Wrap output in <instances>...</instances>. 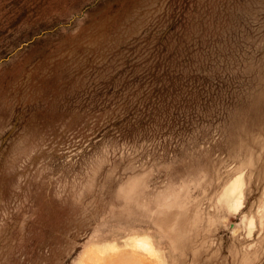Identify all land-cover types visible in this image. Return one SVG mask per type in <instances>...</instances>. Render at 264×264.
I'll return each instance as SVG.
<instances>
[{"label": "rangeland", "instance_id": "374dc122", "mask_svg": "<svg viewBox=\"0 0 264 264\" xmlns=\"http://www.w3.org/2000/svg\"><path fill=\"white\" fill-rule=\"evenodd\" d=\"M0 264H264V0H0Z\"/></svg>", "mask_w": 264, "mask_h": 264}, {"label": "bare ground", "instance_id": "6f19581e", "mask_svg": "<svg viewBox=\"0 0 264 264\" xmlns=\"http://www.w3.org/2000/svg\"><path fill=\"white\" fill-rule=\"evenodd\" d=\"M136 244L139 246H143L144 248L151 249V245H150L149 241H147L145 239H142V238L136 239Z\"/></svg>", "mask_w": 264, "mask_h": 264}, {"label": "trees", "instance_id": "16d2710c", "mask_svg": "<svg viewBox=\"0 0 264 264\" xmlns=\"http://www.w3.org/2000/svg\"><path fill=\"white\" fill-rule=\"evenodd\" d=\"M156 96H159V94H157ZM158 98V97H157ZM162 100L160 99L158 102H161Z\"/></svg>", "mask_w": 264, "mask_h": 264}]
</instances>
